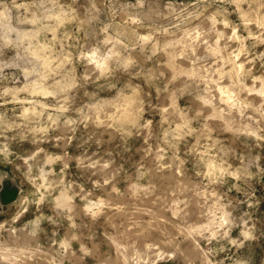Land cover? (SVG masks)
I'll list each match as a JSON object with an SVG mask.
<instances>
[{"label": "rangeland", "instance_id": "1", "mask_svg": "<svg viewBox=\"0 0 264 264\" xmlns=\"http://www.w3.org/2000/svg\"><path fill=\"white\" fill-rule=\"evenodd\" d=\"M0 264H264V0H0Z\"/></svg>", "mask_w": 264, "mask_h": 264}, {"label": "water", "instance_id": "2", "mask_svg": "<svg viewBox=\"0 0 264 264\" xmlns=\"http://www.w3.org/2000/svg\"><path fill=\"white\" fill-rule=\"evenodd\" d=\"M16 196V191L11 189L8 190L6 193L2 194V199L4 200L5 203L12 201Z\"/></svg>", "mask_w": 264, "mask_h": 264}, {"label": "bare ground", "instance_id": "3", "mask_svg": "<svg viewBox=\"0 0 264 264\" xmlns=\"http://www.w3.org/2000/svg\"><path fill=\"white\" fill-rule=\"evenodd\" d=\"M63 200H65V197L63 198Z\"/></svg>", "mask_w": 264, "mask_h": 264}]
</instances>
